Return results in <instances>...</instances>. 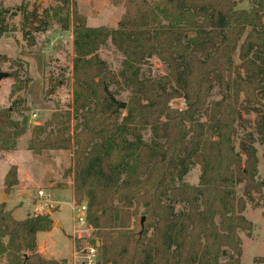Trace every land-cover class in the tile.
<instances>
[{
    "label": "trees",
    "instance_id": "16d2710c",
    "mask_svg": "<svg viewBox=\"0 0 264 264\" xmlns=\"http://www.w3.org/2000/svg\"><path fill=\"white\" fill-rule=\"evenodd\" d=\"M57 1L43 16L22 4L21 30L30 47L31 23L43 31L51 18L71 30L72 100L30 127L18 95L31 78L10 72L13 100L0 107V151L16 150L29 131L36 156L72 150L73 196L76 204L86 200L99 241L96 264H242V234L254 228L246 209L264 187L256 145H264V0H249V7L236 0H113L125 6L116 27L90 26L76 0ZM15 14L0 1V38L16 30L7 21ZM109 42L123 55L119 76L99 54ZM153 58L166 73L142 75ZM49 80L51 92L60 83ZM215 86L220 97L210 101ZM119 87L132 93L116 110L110 94L117 97ZM178 98L182 107L173 104ZM253 112L254 128L237 149V127L250 123L243 113ZM198 154L202 170L189 183ZM4 181L7 190L19 183L16 165ZM53 224L49 213L17 219L0 202V264H59L37 251V233Z\"/></svg>",
    "mask_w": 264,
    "mask_h": 264
},
{
    "label": "rangeland",
    "instance_id": "374dc122",
    "mask_svg": "<svg viewBox=\"0 0 264 264\" xmlns=\"http://www.w3.org/2000/svg\"><path fill=\"white\" fill-rule=\"evenodd\" d=\"M5 6L15 11L16 14L8 17L10 25H16V30L6 33L0 38V53L6 54L8 60H0V71L12 72L17 70L23 78L30 77L31 81L25 90L21 91L18 98L24 99L19 103L22 110L28 107L24 114L28 116L29 126L43 124L50 118L57 104L66 106L72 100V58L73 35L71 30H62L57 22L48 18L45 30L37 29L31 23L29 31L36 39V45L30 47L21 26L23 21L19 7L26 3L29 9L37 7L39 15L49 6L60 4L57 0H0ZM79 12L86 16L90 26L107 25L116 27L125 12L124 3L114 4L113 0H76ZM238 7H249V0H236ZM99 54L104 58L109 67L119 76L123 55L109 42ZM239 62L238 55L235 56ZM167 68L160 60L153 58L149 64L142 67V75L159 76L166 73ZM59 80V85L51 89L53 82L49 78ZM120 79V78H119ZM14 78L12 76L0 79V107H9L12 104L10 91ZM112 89H116L113 85ZM119 95L116 97L127 101L132 93L129 88H117ZM53 90V91H52ZM218 88L211 91L210 101L219 98ZM173 104L183 106V99L178 98ZM250 119V123L238 125L234 136V144L238 149L240 138L248 131L253 130L256 113H243ZM14 118H22L21 113L13 112ZM148 139V130L143 132ZM30 131L23 135L16 150L0 151V193L2 202H8L17 219H24L28 215L55 213L58 220L57 230L50 236L42 235L37 240V251L46 259H56L59 264H75L72 251L77 235L74 233L79 204H76L73 189V176L69 172L74 167L72 150H51L36 156L28 149ZM258 149V178L264 182V145L256 144ZM12 165L18 168L19 183L11 189H6L5 176ZM203 166L202 157H195V165L185 176V181L197 183ZM134 167V159L129 160L128 170ZM46 192L38 196V191ZM86 202V200H85ZM257 202V204H256ZM57 211V212H56ZM246 216L253 224L251 234H242L243 254L242 264H264V187L263 195L256 196L255 203H248ZM63 223V224H62ZM64 225V228H62ZM54 227V224H53ZM52 227V229H53ZM73 241V244H72ZM1 264H6L2 259Z\"/></svg>",
    "mask_w": 264,
    "mask_h": 264
},
{
    "label": "built area",
    "instance_id": "2783aa9c",
    "mask_svg": "<svg viewBox=\"0 0 264 264\" xmlns=\"http://www.w3.org/2000/svg\"><path fill=\"white\" fill-rule=\"evenodd\" d=\"M46 192L38 191V196H44ZM79 206L74 233L77 235L72 251L75 264H96L99 260V241L93 240V228L87 220V203L83 201Z\"/></svg>",
    "mask_w": 264,
    "mask_h": 264
},
{
    "label": "water",
    "instance_id": "95a60500",
    "mask_svg": "<svg viewBox=\"0 0 264 264\" xmlns=\"http://www.w3.org/2000/svg\"><path fill=\"white\" fill-rule=\"evenodd\" d=\"M235 68H236V71H237L238 66H236ZM8 76H10L9 72L0 71V79L3 78V77H8ZM110 97L117 104L116 110L126 108V105H127L126 101H123L121 99L116 98L113 94H110ZM143 220H144V217L142 218V222H143Z\"/></svg>",
    "mask_w": 264,
    "mask_h": 264
},
{
    "label": "crops",
    "instance_id": "0c3cea01",
    "mask_svg": "<svg viewBox=\"0 0 264 264\" xmlns=\"http://www.w3.org/2000/svg\"><path fill=\"white\" fill-rule=\"evenodd\" d=\"M16 186V185H15ZM1 196H3V193H0V202H2L1 200ZM6 208L7 209H10V208H8V202H6ZM57 212V211H56ZM54 214L55 213H53V214H51V217L53 218V220H54V227H53V229H51V230H49V231H39L38 233H37V240H39L40 239V237L42 236V235H44V236H46V237H48V236H50L51 235V233L54 231V230H57L58 228H57V224H58V220L59 219H56L55 218V216H54ZM63 224V223H62ZM62 228H64V225H63V227ZM72 244H73V241H72Z\"/></svg>",
    "mask_w": 264,
    "mask_h": 264
}]
</instances>
